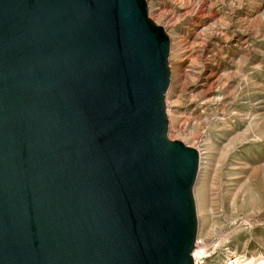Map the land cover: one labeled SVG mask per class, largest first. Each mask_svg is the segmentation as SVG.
<instances>
[{
    "label": "water",
    "instance_id": "obj_1",
    "mask_svg": "<svg viewBox=\"0 0 264 264\" xmlns=\"http://www.w3.org/2000/svg\"><path fill=\"white\" fill-rule=\"evenodd\" d=\"M169 48L146 0H0V264H194Z\"/></svg>",
    "mask_w": 264,
    "mask_h": 264
},
{
    "label": "rangeland",
    "instance_id": "obj_2",
    "mask_svg": "<svg viewBox=\"0 0 264 264\" xmlns=\"http://www.w3.org/2000/svg\"><path fill=\"white\" fill-rule=\"evenodd\" d=\"M169 37L167 138L202 157L207 264L264 262V0H146Z\"/></svg>",
    "mask_w": 264,
    "mask_h": 264
},
{
    "label": "bare ground",
    "instance_id": "obj_3",
    "mask_svg": "<svg viewBox=\"0 0 264 264\" xmlns=\"http://www.w3.org/2000/svg\"><path fill=\"white\" fill-rule=\"evenodd\" d=\"M198 156H199V166H198V172H197L196 180H199V178L201 176L203 177V174H204V167H202V157H201V154H199ZM196 180H195V182H196ZM195 212H196V219H197L198 218V212H197L196 208H195ZM198 228L199 227H198V222H197V234H196V239H195L193 251H192V254H191L192 260H193V263L194 264H207V262L204 260V254H205V252L200 249V245L199 244L201 242H199V240H198L199 239V235H198L199 231H198ZM233 259H234V257H228L224 261L223 264H239L236 260H233ZM250 264H257V263H250ZM259 264H264V262H261Z\"/></svg>",
    "mask_w": 264,
    "mask_h": 264
}]
</instances>
